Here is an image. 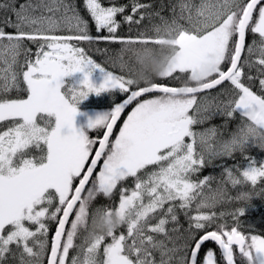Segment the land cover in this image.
<instances>
[{
    "label": "snow or ice",
    "instance_id": "snow-or-ice-1",
    "mask_svg": "<svg viewBox=\"0 0 264 264\" xmlns=\"http://www.w3.org/2000/svg\"><path fill=\"white\" fill-rule=\"evenodd\" d=\"M170 12L0 3V264H264V236L243 230L264 201V160L250 154L264 152V0ZM129 54L155 66L137 75ZM216 116L238 118L227 139L194 128ZM236 153L245 164L222 166L217 188L199 178Z\"/></svg>",
    "mask_w": 264,
    "mask_h": 264
},
{
    "label": "trees",
    "instance_id": "trees-1",
    "mask_svg": "<svg viewBox=\"0 0 264 264\" xmlns=\"http://www.w3.org/2000/svg\"><path fill=\"white\" fill-rule=\"evenodd\" d=\"M3 0H0V3H2ZM116 2L118 3H125L127 2V0H116ZM142 2L144 3H150L153 6V10L155 11H159L161 13L162 16L166 17V18H170L171 16V12H170V6L172 4H175L177 2V0H142ZM105 3H107V0H105ZM3 13H0V20L3 19ZM159 22V21H157ZM183 23V22H182ZM7 31H11V29H6ZM142 30V29H141ZM137 29L136 28H132L131 30L128 28L127 25H123L122 29L120 31V35H136ZM252 36L251 34L248 37L249 42L252 40ZM113 48H118V45H112ZM98 62H102L103 60L99 55H96L94 57ZM126 60H129L130 62V66L133 69V72L137 75H139L141 72L145 71L146 68L147 69H152L155 65L151 60L146 61V66L145 65H141L139 62L136 61L135 57H131V54H129L128 56L125 57ZM104 66L106 68H109V70L114 71V72H118L119 69L118 68H112L111 65L104 63ZM165 83H167V81H163ZM254 90L258 91V88H254ZM95 99V98H93ZM131 109L129 108L128 111H130ZM127 111V112H128ZM127 113L123 116L122 120L126 118ZM121 120V122H122ZM121 122L118 124L116 131L118 132V128L121 124ZM238 122V118H234L232 120L226 121V119L222 116H216L214 119H212L211 121L206 122L203 125H196L194 126L195 130L197 131H202L205 128H209L213 125L217 126L221 133H223V139H227L228 135L231 131H233L236 127V124ZM92 136L95 137L96 133L92 132ZM221 137H218L217 139H220ZM252 156H254L258 161H262L264 160V152H262L259 149H253L250 153ZM237 165V166H243L245 164V160L243 158V156H241V154L236 153L234 155L233 159H229V158H223V159H215L211 162V164H209L207 167L203 168L201 170V172L198 174L199 178H203L204 176H211L213 177V181L211 184V187L213 189L217 188L220 183H221V179H222V166L227 165V166H232V165ZM195 179V177H194ZM129 186H131V181H128ZM228 191L230 195H235V191L229 186L228 187ZM118 199V197H117ZM108 203V201H106L103 197L98 198L94 204L93 207H95L96 205H100V204H106ZM253 204L256 206L253 210H252V216L249 218V227L246 229H243L244 231H250L252 234H257V235H262L264 236V226H260L261 225V213L264 212V201L260 200V199H256L253 201ZM237 204H228L225 203L222 206H218L217 207V211H223L225 213L231 211V209L237 207ZM183 219V217H182ZM225 220H227V222L229 224H231V220L227 217V215L224 218ZM223 222V221H222ZM56 225L54 222H50V232L48 234V238L49 240L51 239L53 233H54V229H55ZM80 241H77V243H79ZM205 247H215V245H213L212 243H208Z\"/></svg>",
    "mask_w": 264,
    "mask_h": 264
},
{
    "label": "water",
    "instance_id": "water-1",
    "mask_svg": "<svg viewBox=\"0 0 264 264\" xmlns=\"http://www.w3.org/2000/svg\"><path fill=\"white\" fill-rule=\"evenodd\" d=\"M128 110H129V109H128ZM128 110H126L125 114L127 113ZM125 114H124V115H125ZM124 115H122L121 120H122V118H123ZM119 123H120V122H118V124H119ZM117 126H118V125H117Z\"/></svg>",
    "mask_w": 264,
    "mask_h": 264
}]
</instances>
